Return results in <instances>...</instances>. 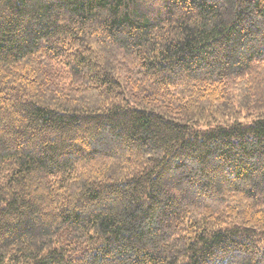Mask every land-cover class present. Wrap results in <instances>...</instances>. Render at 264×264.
I'll list each match as a JSON object with an SVG mask.
<instances>
[{"label":"trees","instance_id":"obj_1","mask_svg":"<svg viewBox=\"0 0 264 264\" xmlns=\"http://www.w3.org/2000/svg\"><path fill=\"white\" fill-rule=\"evenodd\" d=\"M0 264H264V0H0Z\"/></svg>","mask_w":264,"mask_h":264}]
</instances>
